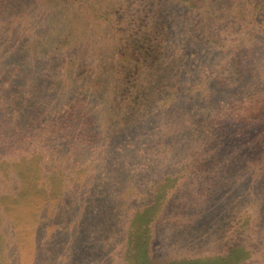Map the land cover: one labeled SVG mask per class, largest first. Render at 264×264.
Segmentation results:
<instances>
[{
    "label": "rangeland",
    "instance_id": "374dc122",
    "mask_svg": "<svg viewBox=\"0 0 264 264\" xmlns=\"http://www.w3.org/2000/svg\"><path fill=\"white\" fill-rule=\"evenodd\" d=\"M3 157L0 264H264V0H0Z\"/></svg>",
    "mask_w": 264,
    "mask_h": 264
},
{
    "label": "trees",
    "instance_id": "16d2710c",
    "mask_svg": "<svg viewBox=\"0 0 264 264\" xmlns=\"http://www.w3.org/2000/svg\"><path fill=\"white\" fill-rule=\"evenodd\" d=\"M116 36H119V33H115V30H111V37L110 39L108 40L109 43L113 44ZM211 45L213 46V48L219 50V51H222L224 48H225V45L220 43L219 40H213V42L211 43ZM221 61L224 63V59H221ZM119 63H122L124 64V60H121ZM100 69V65H98L95 69V71L89 73V76L93 77L91 82H90V86L95 88L97 87V84H96V81L99 80L98 79V74L97 72L99 71ZM223 74H225L224 71H222L221 73H218V74H213L214 76H217V78H220ZM126 75V74H125ZM135 75V74H134ZM97 77V78H94V77ZM10 83L9 80H5L4 81V84H8ZM115 88H112V90H108V91H103L102 95H114L116 94L114 91ZM82 91V90H80ZM96 94V92L94 93ZM90 95L91 97H87V95H89V93H83V96H79V98L72 102L70 105L66 106L65 109H62V110H57L56 113H51L50 112V109L49 107L47 106H40V105H32L31 104H28L27 101H24L26 98H27V93H20V96L21 98H23V102H24V105H21L20 108H17L16 110V115L18 114V112L22 111L24 112L25 110H30L32 109L33 111L35 109H37L38 114L39 116H41V118L44 119V121L47 123L48 119L50 116H53L54 117H57V118H54L55 120H53V131H50L49 133H45L44 135L42 133H40L41 136H47L49 137L50 135L51 138H50V141H51V144H55V143H59V141L64 138L65 140H67L68 143H70V141H68V139H70V137H75V138H79V137H84V138H91L92 137V134H91V130H87L85 128L84 131H81V127H80V124L85 126L87 125L86 123H84V120L86 121L90 116H91V113L89 112V105L91 104V102L93 103L94 101L97 103V97L95 95ZM100 101V100H98ZM101 104V103H99ZM12 109H15V105L12 106ZM19 112V113H20ZM27 112V111H25ZM110 113V112H109ZM53 114H56V116H54ZM12 126L14 127L15 131L18 132L20 130H23V127L24 125L22 124H19L18 123H15V124H12ZM32 126V124H29V127L28 129ZM79 128V129H78ZM38 131L35 130L34 131V135L37 133ZM26 131H20L18 136L19 137H24V136H27L25 135ZM106 133H104L105 135ZM24 135V136H23ZM68 137V138H67ZM20 142L21 140H18L16 141V145L18 146V148L21 150L23 147L20 146ZM18 149V153L16 155H14L13 157H17L18 159L19 158H23L25 155L24 153H22L20 150ZM36 156H39V153H37ZM36 158V157H35ZM34 160V159H32ZM8 160H6L5 157H3V160L0 161V163H7ZM21 161L23 162V159H19V162L21 163ZM7 165V164H6ZM25 178V179H24ZM21 179L23 181L26 180V176L23 174L21 176ZM154 205V204H153ZM152 205V206H153ZM155 210V209H154ZM142 224L144 225V228L141 229V227L137 228V232L136 234H139L138 235V246L141 245V246H146V238H147V235H145L147 233V230L149 231V229L147 228V226L150 227V222H146L145 220L142 222ZM148 224V225H147ZM154 227V226H152ZM102 240H105V237L102 239ZM138 249H140L138 247ZM141 251V250H139Z\"/></svg>",
    "mask_w": 264,
    "mask_h": 264
}]
</instances>
